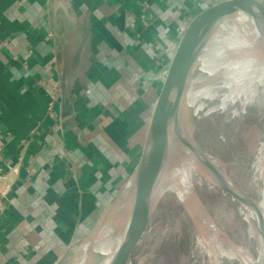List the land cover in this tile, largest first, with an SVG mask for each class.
I'll use <instances>...</instances> for the list:
<instances>
[{
    "label": "crops",
    "instance_id": "crops-1",
    "mask_svg": "<svg viewBox=\"0 0 264 264\" xmlns=\"http://www.w3.org/2000/svg\"><path fill=\"white\" fill-rule=\"evenodd\" d=\"M72 1L87 42L63 131L37 85L59 83L49 0H0V264H67L92 232L137 164L166 54L206 0Z\"/></svg>",
    "mask_w": 264,
    "mask_h": 264
},
{
    "label": "water",
    "instance_id": "water-1",
    "mask_svg": "<svg viewBox=\"0 0 264 264\" xmlns=\"http://www.w3.org/2000/svg\"><path fill=\"white\" fill-rule=\"evenodd\" d=\"M72 0H49L48 16L54 36L57 73L61 88L60 124L62 130L72 127L75 120L72 84L75 74V61L79 45L87 42L86 29L82 28ZM219 5L218 19H207L211 6ZM216 13V12H215ZM252 18L261 24L252 23ZM204 19V20H202ZM236 29L246 38V48L264 54V3L261 0H206L199 4L190 15L184 28L166 54L160 84L150 104L146 119L143 144L137 164L126 184L118 191L111 202L119 195L128 202L129 221L124 233V246L119 249L109 264H132V256L140 242L158 204V191L164 171L169 168L173 154L186 157L195 155L202 168L220 184L216 185L229 193L246 212L258 211L256 202L221 170L196 144L188 131L186 118L176 109V97L182 87L192 78L184 75L183 60L189 54H197L205 47L221 39H232L231 31ZM88 31V30H87ZM79 37V42L77 43ZM78 45V46H77ZM173 153V154H172ZM110 202V203H111ZM110 203L103 210L94 229L83 240L74 259L85 260L94 236ZM252 223L263 242L264 235L259 222Z\"/></svg>",
    "mask_w": 264,
    "mask_h": 264
},
{
    "label": "rangeland",
    "instance_id": "rangeland-1",
    "mask_svg": "<svg viewBox=\"0 0 264 264\" xmlns=\"http://www.w3.org/2000/svg\"><path fill=\"white\" fill-rule=\"evenodd\" d=\"M228 41L212 48L197 74L188 103V131L198 147L238 188L253 200H264V112L243 104L238 98L232 104L234 110L228 107L206 114L210 105L215 107L221 101V98L209 101L206 95L207 81L217 63L218 54ZM228 75H231L230 71ZM174 158L175 154L171 156L169 165ZM193 186L216 227L227 239L250 250L257 257L255 239L249 233L245 214L237 200L203 177L197 176ZM189 213L187 205L180 203L176 195L168 191L164 200H159L134 250L132 264H211V258L199 242L198 228ZM82 243L75 247L67 264H74ZM95 258L94 264H100V256L97 260ZM237 260L219 255L217 262L241 264Z\"/></svg>",
    "mask_w": 264,
    "mask_h": 264
},
{
    "label": "bare ground",
    "instance_id": "bare-ground-1",
    "mask_svg": "<svg viewBox=\"0 0 264 264\" xmlns=\"http://www.w3.org/2000/svg\"><path fill=\"white\" fill-rule=\"evenodd\" d=\"M214 10L209 11L206 16L207 19H218L222 16L221 9ZM251 21L255 24H261L260 20L256 18H252ZM231 32L232 39H221L216 43H212L197 54L187 55L182 62L184 75L191 73L192 78L182 87L172 105L174 107L177 103L176 109L186 118L187 122H189L187 118L188 103L192 96L197 74L212 48L220 46L226 40L230 41L227 42L224 50L217 56V63L207 81L209 85L206 92L209 101L213 102L220 98L221 101L215 107L210 105L206 114L225 110L228 107H232L234 110L232 104L238 98L243 104L252 105L260 112H264V54L248 50L246 48L247 38L240 31L232 29ZM229 71L231 75L227 76ZM228 92L230 93L225 95ZM172 164L167 172L164 171L165 174L163 173L158 191V201L164 200L165 194L171 191L180 203L183 202L187 205L189 214L191 218L193 217V221L198 228L199 242L210 256L211 264H218L219 255L236 258L241 264H264V242L252 223V218H255L259 222L264 235V200L254 199L259 207V212L251 211L250 213L243 210L249 233L255 239L256 257L250 250L243 249L227 239L202 206L197 197L198 194L196 195L194 191L195 178L197 176L203 177L214 185L220 183L210 177L207 170L199 165L195 155L188 158L182 153H176ZM128 221V202L124 195L119 194L108 206L93 242L86 253L85 260L78 258L76 259L77 264H94L93 257L95 255V260L100 256V264H109L119 249L124 246V233Z\"/></svg>",
    "mask_w": 264,
    "mask_h": 264
},
{
    "label": "built area",
    "instance_id": "built-area-1",
    "mask_svg": "<svg viewBox=\"0 0 264 264\" xmlns=\"http://www.w3.org/2000/svg\"><path fill=\"white\" fill-rule=\"evenodd\" d=\"M37 85L46 91L49 94L50 102H49V110L59 102L61 96V88L58 82L51 80H39ZM12 172H16L14 168H11ZM6 179V175L0 170V181H4Z\"/></svg>",
    "mask_w": 264,
    "mask_h": 264
}]
</instances>
